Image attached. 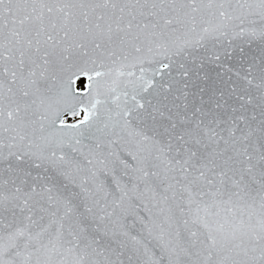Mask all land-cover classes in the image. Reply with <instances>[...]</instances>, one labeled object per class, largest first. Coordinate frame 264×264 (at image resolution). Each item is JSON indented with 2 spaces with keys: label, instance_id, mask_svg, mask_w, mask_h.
Listing matches in <instances>:
<instances>
[{
  "label": "snow or ice",
  "instance_id": "1",
  "mask_svg": "<svg viewBox=\"0 0 264 264\" xmlns=\"http://www.w3.org/2000/svg\"><path fill=\"white\" fill-rule=\"evenodd\" d=\"M0 264H264V0H0Z\"/></svg>",
  "mask_w": 264,
  "mask_h": 264
}]
</instances>
